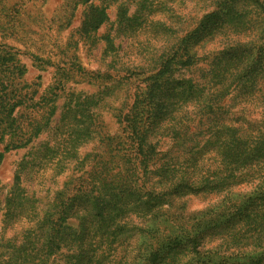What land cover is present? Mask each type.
<instances>
[{
	"label": "rangeland",
	"instance_id": "obj_1",
	"mask_svg": "<svg viewBox=\"0 0 264 264\" xmlns=\"http://www.w3.org/2000/svg\"><path fill=\"white\" fill-rule=\"evenodd\" d=\"M220 1L0 0V264H264V80L209 67L264 0L195 37Z\"/></svg>",
	"mask_w": 264,
	"mask_h": 264
},
{
	"label": "trees",
	"instance_id": "obj_2",
	"mask_svg": "<svg viewBox=\"0 0 264 264\" xmlns=\"http://www.w3.org/2000/svg\"><path fill=\"white\" fill-rule=\"evenodd\" d=\"M235 5H236L235 0H221L219 2V7L209 13H206L200 20L198 24L199 26L192 31V32H196L195 37L197 36L199 29L202 30V33L203 31H206V29H208L207 30L209 31L208 33H211L210 32L211 29L218 27L225 21L227 22L232 21L231 20L232 18L239 20V22H241V25H245L246 22H249L251 18H249L247 21L243 20L246 11L245 8L243 10H237ZM236 14L238 15L235 16ZM88 23H90L89 26L91 28H97L102 22L101 20L94 18L93 20H90ZM259 38L261 40V45L263 46H260V49H258L256 54V60L254 61V63L252 60H248L249 63L242 64L243 61H246L247 59L244 58L243 48H240L239 43H237L235 46H233L234 48L227 49L223 52V54H228V57H226L224 60H229L230 61L229 63L222 62L215 64V61H211L210 62L211 65H209V67L211 68V70L217 71V75L221 77H224L225 75L229 78H232L233 81L243 82L244 85H242V87L245 89H253L257 87L260 81L264 80V27L261 28V30L259 31ZM189 41L190 40L188 34L183 39V43L185 44L186 42ZM196 41L197 42L199 41V37H197ZM262 89H264V84L262 86ZM262 96L264 97V90ZM150 124L151 125L155 124L153 119L150 122ZM243 154L244 156H246L247 154L246 150H244ZM261 154H264V138L263 139L260 138V144L258 145V151L256 153V156ZM1 158H2V154H0V159ZM207 183L209 182L207 181L206 178L204 179L202 184H198V187L194 186V188H187V189H189V191L191 192L203 191L205 189L211 188V185ZM260 190L261 191H259L258 193L260 197L259 200L261 201V204H264V185ZM148 200L150 201L152 199H148ZM165 220L167 221V219Z\"/></svg>",
	"mask_w": 264,
	"mask_h": 264
}]
</instances>
